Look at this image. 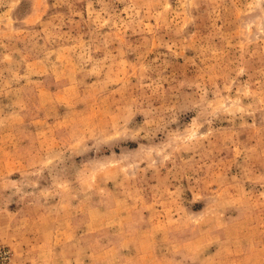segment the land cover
<instances>
[{
	"label": "rangeland",
	"instance_id": "1",
	"mask_svg": "<svg viewBox=\"0 0 264 264\" xmlns=\"http://www.w3.org/2000/svg\"><path fill=\"white\" fill-rule=\"evenodd\" d=\"M0 264H264V0H0Z\"/></svg>",
	"mask_w": 264,
	"mask_h": 264
}]
</instances>
